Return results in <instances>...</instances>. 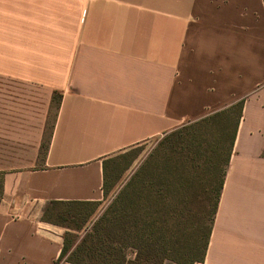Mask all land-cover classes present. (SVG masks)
<instances>
[{
  "label": "crops",
  "instance_id": "0c3cea01",
  "mask_svg": "<svg viewBox=\"0 0 264 264\" xmlns=\"http://www.w3.org/2000/svg\"><path fill=\"white\" fill-rule=\"evenodd\" d=\"M240 101L195 264H264V0H0V264H54L51 201L101 202L104 161Z\"/></svg>",
  "mask_w": 264,
  "mask_h": 264
},
{
  "label": "trees",
  "instance_id": "16d2710c",
  "mask_svg": "<svg viewBox=\"0 0 264 264\" xmlns=\"http://www.w3.org/2000/svg\"><path fill=\"white\" fill-rule=\"evenodd\" d=\"M51 107L55 117L60 96ZM52 100V101H53ZM242 102L191 124L187 130H175L161 141L171 153L179 156L174 160L178 171L177 178L182 181L180 187L170 186L156 189L153 183L141 181L144 171L138 170L128 183L117 193L111 204L91 229L80 238L78 233L83 225L78 222L73 209L94 206L87 202H50L46 207L42 221L66 229L64 242L58 259L54 264H195L203 262L206 246L209 243L211 228L221 193L225 165L235 139L236 127L241 117ZM215 131L220 138L225 137L226 154L221 165L216 164L211 171V183L203 204L200 217L191 214L190 200L183 197L188 193L190 182L199 180L202 174L199 148H193L191 141L198 135ZM46 151V142L42 146ZM214 154V153H213ZM215 157V156H214ZM264 157V152H263ZM107 162L103 163V196H106ZM217 163V162H216ZM169 176L173 170H165ZM162 175V176H163ZM189 187V188H188ZM154 188V189H153ZM182 193H181V192ZM181 193V200H175L174 194ZM206 194V193H205ZM1 198V193H0ZM182 207V209H180ZM78 214V212H77ZM177 215V216H176ZM86 218L84 219L85 222ZM175 228V231H174ZM73 249V250H72ZM133 253L128 258V252ZM70 252V254H68ZM85 256L88 260L85 262Z\"/></svg>",
  "mask_w": 264,
  "mask_h": 264
},
{
  "label": "rangeland",
  "instance_id": "374dc122",
  "mask_svg": "<svg viewBox=\"0 0 264 264\" xmlns=\"http://www.w3.org/2000/svg\"><path fill=\"white\" fill-rule=\"evenodd\" d=\"M53 96L57 100L58 95L54 94ZM56 103L57 102L53 100L50 108L56 106ZM191 124H188L178 130L185 131V129L187 130L191 127ZM203 133L204 134L196 136L191 141V148L193 152L195 151L193 148H199V160H201L202 164L200 174H202V176L199 180L190 182V188L188 187L189 191L183 197L185 201L190 200V206L192 209L191 214L194 216L197 215V217H200L201 213H204V215L207 214L208 209L204 212L201 211H203V203L207 202L206 197L210 192L209 188H212L215 184L214 180L213 183H211V171L214 169L213 166L216 164L221 165L220 163L225 157L227 147L225 137L220 138L215 134V131H209L207 133L204 131ZM164 137L149 140L146 143L136 146L126 152L118 153L108 160L105 181L107 187L106 196H103L102 201L96 203L94 206L86 205L73 209V211L76 212L78 222L80 224L83 223L81 230L78 233V236L80 237L77 240L78 242L84 234L91 229V226L94 225V223L101 217L117 193L123 189V187L138 170H143V172L146 170L140 178L141 181L144 180L147 184L153 183V187L156 189H161L160 186H170L172 189H175V187H180L182 185V181L177 178L178 171L176 170V167H174V160L180 157L178 155L176 156L175 153H171L165 146L161 145V141ZM165 168L167 170L174 169L175 173L169 176L166 171L163 175ZM1 188L2 185L0 177V193ZM181 193L176 195L173 193V197L175 196V200H178V202L182 199ZM180 209H182V207H180ZM85 218L86 220L84 222ZM68 254H70V252ZM82 257L84 258L83 260L87 262L88 259L83 255ZM132 257L133 253L129 251L128 258ZM168 262L171 261H166L163 264H168Z\"/></svg>",
  "mask_w": 264,
  "mask_h": 264
}]
</instances>
